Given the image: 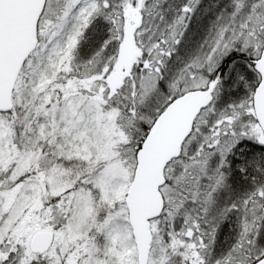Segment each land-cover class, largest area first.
Masks as SVG:
<instances>
[{
    "label": "snow or ice",
    "instance_id": "snow-or-ice-1",
    "mask_svg": "<svg viewBox=\"0 0 264 264\" xmlns=\"http://www.w3.org/2000/svg\"><path fill=\"white\" fill-rule=\"evenodd\" d=\"M0 264H264V0H0Z\"/></svg>",
    "mask_w": 264,
    "mask_h": 264
}]
</instances>
